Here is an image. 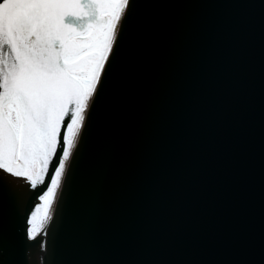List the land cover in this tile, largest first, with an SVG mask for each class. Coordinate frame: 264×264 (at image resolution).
I'll use <instances>...</instances> for the list:
<instances>
[{"label":"water","instance_id":"1","mask_svg":"<svg viewBox=\"0 0 264 264\" xmlns=\"http://www.w3.org/2000/svg\"><path fill=\"white\" fill-rule=\"evenodd\" d=\"M121 25L38 253L0 196V264H264V0Z\"/></svg>","mask_w":264,"mask_h":264},{"label":"snow or ice","instance_id":"2","mask_svg":"<svg viewBox=\"0 0 264 264\" xmlns=\"http://www.w3.org/2000/svg\"><path fill=\"white\" fill-rule=\"evenodd\" d=\"M134 0L0 2V196L25 213L27 239L52 206L86 112L112 66Z\"/></svg>","mask_w":264,"mask_h":264},{"label":"bare ground","instance_id":"3","mask_svg":"<svg viewBox=\"0 0 264 264\" xmlns=\"http://www.w3.org/2000/svg\"><path fill=\"white\" fill-rule=\"evenodd\" d=\"M77 139H78V138H77ZM76 143H77V142H76ZM75 146H76V144H75ZM75 146L73 147L72 154H73V151H74ZM72 154H71V156H70V159H71V157H72ZM70 159H69V161H70ZM68 164H69V162H68ZM67 167H68V166H67ZM66 170H67V168H66ZM65 173H66V171H65ZM64 177H65V174H64V176H63V178H62L60 188H59L58 191H57L56 199H55V202H54V204H53V206H52V211H53V209H54V205H55V203H56V200H57V198H58V195H59V193H60V190H61V187H62V184H63ZM43 237H44V235H43L42 237H38V241L42 242V241H43ZM35 244L37 245V249H38L37 253H38L39 250H40V243L35 242Z\"/></svg>","mask_w":264,"mask_h":264}]
</instances>
